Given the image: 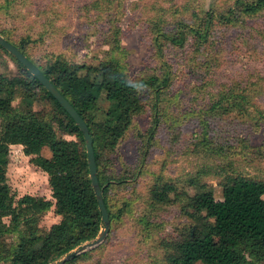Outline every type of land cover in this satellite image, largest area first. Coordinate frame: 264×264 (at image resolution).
<instances>
[{
    "label": "rangeland",
    "instance_id": "1",
    "mask_svg": "<svg viewBox=\"0 0 264 264\" xmlns=\"http://www.w3.org/2000/svg\"><path fill=\"white\" fill-rule=\"evenodd\" d=\"M233 2L0 0V36L17 45L27 39L24 52L38 65L56 57L90 66L116 59L131 82L158 73L164 64L174 75L164 115L153 123L142 89V109L132 117L114 149L104 153L106 171L125 177L124 183L109 192L112 210L119 215L109 220L104 240L76 253L79 258L71 264H164L163 241L189 225L191 216H199L205 223L212 221L200 201L203 190L221 200L225 176L264 178V10L240 27L214 19L207 41L201 44L195 41L194 32L189 33V28H201L209 13L218 15L230 7L236 11ZM184 25L189 26L187 40L175 46L164 44L157 55L152 45L155 29L173 34ZM18 73L19 67L0 51V74ZM224 90L240 93L238 106L230 104L225 111L210 109ZM95 97L81 100L78 107L105 109L111 105L105 93ZM12 107L39 117L53 113L51 101L41 93L28 97L19 92ZM53 128L59 138L76 140L64 135L55 123ZM149 129H153V137L148 143ZM21 149L0 142V159L5 160L11 193L15 199L29 194L51 200L47 175ZM39 155L49 157V145H42ZM162 182L174 184L177 195L167 203L155 204L150 190ZM38 219V227L45 232L60 216L49 210ZM3 222L11 228L10 218ZM23 229L20 222L17 230ZM0 242L5 248L16 245L18 232L4 234Z\"/></svg>",
    "mask_w": 264,
    "mask_h": 264
},
{
    "label": "trees",
    "instance_id": "2",
    "mask_svg": "<svg viewBox=\"0 0 264 264\" xmlns=\"http://www.w3.org/2000/svg\"><path fill=\"white\" fill-rule=\"evenodd\" d=\"M233 6L236 11L230 7L218 15L209 13L201 28L184 25L173 34L156 28L152 37L155 53L161 55L164 44L184 43L188 28L189 33H195L198 44L206 42L210 22L214 19L227 26L240 27L251 15L264 10V0H234ZM26 40L18 45L9 42L28 57L24 52ZM0 51L19 67L18 75L0 74V142L5 146L19 145L24 156L32 157L31 162L48 177L52 198L47 200L26 194L15 199L6 183L5 160L0 159V239L11 231L18 232L16 245L5 248L0 242V264H48L92 241L102 227L88 177L84 140L74 121L41 84L1 46ZM33 63L78 111L89 129L96 175L111 222L119 213L112 210L109 192L124 183L125 177L108 173L103 167V155L114 149L132 117L142 109V89L154 115L153 123L164 115L163 106L168 103L174 77L172 69L164 64L158 73L146 75L135 83L128 80L116 59L97 66L71 64L59 57L47 60L44 65ZM19 92L28 97L41 93L43 98L51 101L53 113L39 117L30 110H16L12 102ZM98 93H105V99L111 104L109 107H78L81 100H95ZM239 94L224 90L210 109L225 111V106L230 104L231 107L238 106L235 103L241 97ZM230 98L233 101L230 102ZM223 99L226 101L221 105ZM54 123L64 135L74 136L76 140L59 138ZM152 131L147 132L148 143L153 137ZM44 144L49 145L50 155L40 158ZM221 186V200H215L210 190L200 194L211 222L205 223L199 216H191L189 225L163 241L164 264H258L264 261V178L228 175ZM173 195H177V189L172 183H157L150 190V199L155 204L167 203ZM49 210L60 216V221L42 232L37 225L38 218ZM5 217L10 218L11 228L3 222ZM20 222L23 231L17 230ZM78 258L73 255L72 260L64 264H71Z\"/></svg>",
    "mask_w": 264,
    "mask_h": 264
},
{
    "label": "water",
    "instance_id": "3",
    "mask_svg": "<svg viewBox=\"0 0 264 264\" xmlns=\"http://www.w3.org/2000/svg\"><path fill=\"white\" fill-rule=\"evenodd\" d=\"M0 46L9 53L14 59H16L45 89L46 92L50 94L51 97L62 107V109L69 115V117L74 121L75 125L78 127L82 134L84 140V148L88 169V177L90 180V185L95 195L97 202V207L100 212V218L102 222V228L99 230L97 236L89 241L86 245H80L78 248L73 250L67 255H64L57 262H50L48 264H64L66 260L70 259L73 255L79 252H83L87 247H92L100 244L105 236L108 234L109 230V217L106 207L102 198V189L99 186L97 175H96V165L94 158V151L92 146V138L89 129L79 115L78 111L70 104V102L58 91V89L52 84V82L40 71V69L28 58L26 57L16 46H14L9 41L3 39L0 36Z\"/></svg>",
    "mask_w": 264,
    "mask_h": 264
}]
</instances>
